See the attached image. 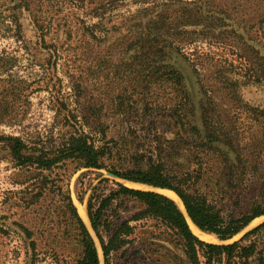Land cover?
<instances>
[{
    "label": "rangeland",
    "instance_id": "rangeland-1",
    "mask_svg": "<svg viewBox=\"0 0 264 264\" xmlns=\"http://www.w3.org/2000/svg\"><path fill=\"white\" fill-rule=\"evenodd\" d=\"M206 4V0H0V53L18 57L21 75L34 77L37 73L45 82L56 83L59 94L70 98L69 108L75 111L86 133L96 136L94 132L105 131L108 141L118 132L120 137L115 140L120 146L148 159L189 129L185 121H178L180 113L191 118L192 126L204 130L203 119L209 116V130L226 136L242 163L257 165L261 176L264 23L257 25L252 15L247 24L254 27L248 36L240 28L245 23L239 26L222 15L207 14ZM158 33L163 35L155 37ZM19 48L32 52L31 60ZM36 62H41L42 67H35L32 63ZM171 70L183 76L182 83L170 77ZM49 100L47 91L35 92L23 125L0 126V134L18 136L50 128L54 112ZM100 137L97 135L98 140ZM67 170L70 172L73 166L60 171V182L56 172L45 173L48 187L53 183L63 185ZM15 172L7 152L0 147V264H73L77 249L70 238L62 237L64 223L53 224L50 239L35 252L23 237L18 226L30 218L32 211L23 201L29 183H20L27 180L28 174ZM83 173L92 186L109 178L131 189L153 190L105 171L81 170L69 181L77 209L81 204L87 211L91 192L80 200L78 179ZM34 181L41 183L42 178ZM51 199L52 196L41 198L35 209H53ZM141 209L135 200H119L112 208L115 212L108 214L122 224ZM262 223L264 216L228 241L208 234L214 238L207 243L252 244L255 254L247 264H264V232L246 237ZM130 225L137 226L130 237L134 242L112 254L113 264H190L177 238L158 222ZM89 230L100 250L95 234ZM99 253L100 264H104ZM203 254L199 252L200 264H206ZM226 261L224 256L222 262L213 264ZM234 262L244 261L236 257L231 264Z\"/></svg>",
    "mask_w": 264,
    "mask_h": 264
},
{
    "label": "trees",
    "instance_id": "trees-1",
    "mask_svg": "<svg viewBox=\"0 0 264 264\" xmlns=\"http://www.w3.org/2000/svg\"><path fill=\"white\" fill-rule=\"evenodd\" d=\"M206 1L207 14L222 15L236 21L239 26L245 23L240 28L248 36L254 27L247 24L252 15L258 20L257 25L264 23V0ZM162 35L158 33L155 37ZM19 49L31 60L32 52L26 48ZM32 64L42 67L41 62ZM20 68L18 57L8 56L5 51L0 53V126L21 127L31 111V96L38 91L50 94L49 108L54 112L53 124L45 131L34 130L18 136L0 134V147L7 152L9 162L17 171L15 173L28 174L25 176L27 180L20 184L29 183L25 190L27 197L23 201L32 215L18 228L34 252L50 239L53 224L64 223L62 237L70 238L77 249L73 264H100L95 241L73 202L69 188L74 173L95 170L105 171L128 183L170 190L180 198L187 213L186 216L179 205L165 195L131 189L109 178H102L92 186V181H85L88 175L83 173L78 179L82 191L79 197L83 201L91 190L87 212L102 249L104 264H113L112 254L134 242L130 237L137 226L130 223L148 220L158 222L177 238L190 264H200L199 252L204 253L206 264L222 262L224 256L226 264H231L236 257L244 261L243 264L249 262L255 254L254 245L242 246L239 242L210 244L200 240L190 228L189 221L200 231L228 241L264 216V174L260 176L257 165L242 163L236 149L220 131L209 130L207 124L211 117H204V130L197 125L192 126L191 118L180 113L178 121H185L189 129L177 134L168 146L158 148L156 156L144 159L136 150L119 145L115 140L120 137L118 132H114L108 141L105 131L94 132L96 136L86 133L75 111L69 108L70 98L59 94L56 83L45 82V78H38L37 73L34 77L21 75ZM169 75L176 83H182L183 76L177 70H171ZM70 165L73 170L64 173L63 185L53 183L48 187L45 173L51 175L56 172V180L60 182V171ZM36 177L42 178L41 183H37L38 180L32 182ZM259 186H262L261 190ZM46 196H52L53 209L36 210L35 205ZM119 200L122 203L135 200L142 209L122 224H117L108 211L113 214L114 203ZM0 231L3 228L0 227ZM260 232H264V223L246 237Z\"/></svg>",
    "mask_w": 264,
    "mask_h": 264
},
{
    "label": "bare ground",
    "instance_id": "bare-ground-1",
    "mask_svg": "<svg viewBox=\"0 0 264 264\" xmlns=\"http://www.w3.org/2000/svg\"><path fill=\"white\" fill-rule=\"evenodd\" d=\"M149 189H152V188H149ZM156 191L159 192V193H161V194H164V195L168 196L169 198H171L172 200H174L179 205V207L184 211V208L182 206V203H181L180 199L176 196V194H174L173 192L167 191V190H156ZM78 210H79V213H80V216L82 217V219L86 223H88V216H87V211H86L85 207L80 204V208ZM190 225H191V228H192L194 234L199 239H201L203 241H206V242H209L212 238H214V237H212V236H210L208 234H205L204 232H201L191 222H190Z\"/></svg>",
    "mask_w": 264,
    "mask_h": 264
},
{
    "label": "water",
    "instance_id": "water-1",
    "mask_svg": "<svg viewBox=\"0 0 264 264\" xmlns=\"http://www.w3.org/2000/svg\"><path fill=\"white\" fill-rule=\"evenodd\" d=\"M126 182V181H125ZM125 185V184H124ZM130 188V187H129ZM152 189L153 190H151V192H155V193H158V194H161V193H159V192H157L156 190H166V189H157V188H153L152 187ZM140 190V189H139ZM142 191H144V190H142ZM167 191H170V190H167ZM170 192H172V191H170ZM174 193V192H173ZM175 194V193H174ZM161 195H164V194H161ZM166 196V195H165ZM177 196V195H176ZM168 197V196H167ZM178 197V196H177ZM179 198V197H178ZM171 199V198H170ZM180 199V198H179ZM181 201V200H180ZM181 203H182V201H181ZM182 206H183V208H184V214L187 216V213H186V211H185V207H184V205H183V203H182ZM79 212V211H78ZM88 216V215H87ZM82 218V217H81ZM84 221V220H83ZM84 223H85V221H84ZM88 223H89V228L92 230V227H91V223H90V221H89V218H88ZM189 224H190V221H189ZM86 225V224H85ZM86 227L88 228V226L86 225ZM89 228H88V230H89ZM190 228H191V225H190ZM191 230H192V228H191ZM93 231V230H92ZM89 232H90V230H89ZM202 232V231H201ZM91 233V232H90ZM93 233H94V231H93ZM194 233V232H193ZM95 234V233H94ZM206 234V233H205ZM92 235V234H91ZM96 236V235H95ZM93 237V236H92ZM94 239V238H93ZM98 240V239H97ZM95 241V240H94ZM203 241V240H202ZM99 242V241H98ZM95 244H96V242H95ZM99 245H100V243H99ZM96 247H97V245H96ZM100 247V250L98 249V247H97V249H98V253H99V251H101V254H102V258H103V253H102V249H101V246H99ZM99 258H100V253H99ZM103 262H104V259H103ZM100 263H101V258H100Z\"/></svg>",
    "mask_w": 264,
    "mask_h": 264
}]
</instances>
